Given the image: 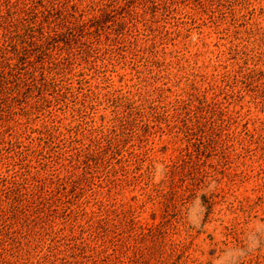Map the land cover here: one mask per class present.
<instances>
[{"label":"rangeland","instance_id":"rangeland-1","mask_svg":"<svg viewBox=\"0 0 264 264\" xmlns=\"http://www.w3.org/2000/svg\"><path fill=\"white\" fill-rule=\"evenodd\" d=\"M0 264H264V0H0Z\"/></svg>","mask_w":264,"mask_h":264}]
</instances>
